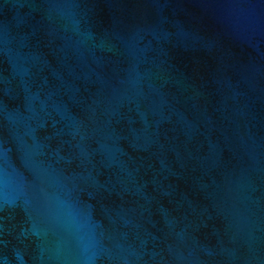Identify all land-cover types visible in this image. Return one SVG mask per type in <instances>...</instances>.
I'll use <instances>...</instances> for the list:
<instances>
[{"label":"water","instance_id":"95a60500","mask_svg":"<svg viewBox=\"0 0 264 264\" xmlns=\"http://www.w3.org/2000/svg\"><path fill=\"white\" fill-rule=\"evenodd\" d=\"M0 264H264V0H0Z\"/></svg>","mask_w":264,"mask_h":264}]
</instances>
